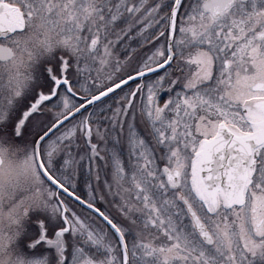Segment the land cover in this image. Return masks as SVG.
Segmentation results:
<instances>
[{
    "label": "snow or ice",
    "instance_id": "obj_1",
    "mask_svg": "<svg viewBox=\"0 0 264 264\" xmlns=\"http://www.w3.org/2000/svg\"><path fill=\"white\" fill-rule=\"evenodd\" d=\"M0 264H264V0H0Z\"/></svg>",
    "mask_w": 264,
    "mask_h": 264
}]
</instances>
